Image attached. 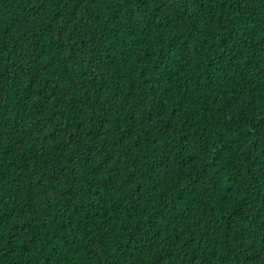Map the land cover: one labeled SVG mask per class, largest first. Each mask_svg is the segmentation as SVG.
Listing matches in <instances>:
<instances>
[{
    "label": "trees",
    "instance_id": "obj_1",
    "mask_svg": "<svg viewBox=\"0 0 264 264\" xmlns=\"http://www.w3.org/2000/svg\"><path fill=\"white\" fill-rule=\"evenodd\" d=\"M0 264H264V0H0Z\"/></svg>",
    "mask_w": 264,
    "mask_h": 264
}]
</instances>
